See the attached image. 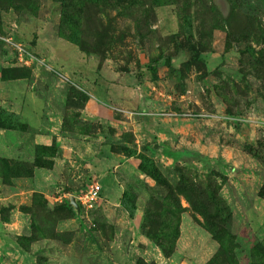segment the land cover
Listing matches in <instances>:
<instances>
[{
	"label": "rangeland",
	"instance_id": "374dc122",
	"mask_svg": "<svg viewBox=\"0 0 264 264\" xmlns=\"http://www.w3.org/2000/svg\"><path fill=\"white\" fill-rule=\"evenodd\" d=\"M0 264H264V0H0Z\"/></svg>",
	"mask_w": 264,
	"mask_h": 264
},
{
	"label": "built area",
	"instance_id": "2783aa9c",
	"mask_svg": "<svg viewBox=\"0 0 264 264\" xmlns=\"http://www.w3.org/2000/svg\"><path fill=\"white\" fill-rule=\"evenodd\" d=\"M104 184L98 183L96 185H92L88 191H86L83 195L75 196L77 202L82 205L90 204L99 193L103 191Z\"/></svg>",
	"mask_w": 264,
	"mask_h": 264
},
{
	"label": "water",
	"instance_id": "95a60500",
	"mask_svg": "<svg viewBox=\"0 0 264 264\" xmlns=\"http://www.w3.org/2000/svg\"><path fill=\"white\" fill-rule=\"evenodd\" d=\"M70 205L73 206L74 208H76L78 211H80V209H81V207H80L79 203L77 202L75 196L71 197Z\"/></svg>",
	"mask_w": 264,
	"mask_h": 264
}]
</instances>
